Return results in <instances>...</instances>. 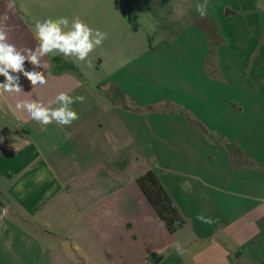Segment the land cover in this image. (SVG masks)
<instances>
[{
  "label": "crops",
  "instance_id": "crops-1",
  "mask_svg": "<svg viewBox=\"0 0 264 264\" xmlns=\"http://www.w3.org/2000/svg\"><path fill=\"white\" fill-rule=\"evenodd\" d=\"M51 1L0 0L9 42L34 49L37 21L67 17ZM192 1L160 55L97 84L100 102L62 54L41 58L46 85L21 75L24 92L0 96V264H264V0H208L203 18ZM60 92L86 98L71 126L15 108ZM148 172L185 221L175 233L137 184Z\"/></svg>",
  "mask_w": 264,
  "mask_h": 264
},
{
  "label": "rangeland",
  "instance_id": "rangeland-1",
  "mask_svg": "<svg viewBox=\"0 0 264 264\" xmlns=\"http://www.w3.org/2000/svg\"><path fill=\"white\" fill-rule=\"evenodd\" d=\"M51 3L56 13L66 4L70 23L78 16L93 29L107 34V38L85 61L74 56L73 62L67 60V68L84 75L85 88L93 96L91 101L99 102L100 99L94 95L97 84L105 81L107 89L106 86L110 85L107 80L112 73L124 69L129 61H135L158 44L161 47L153 54L160 55L165 43L176 37L177 29L169 33L167 27L181 26L177 21L180 15L189 21L194 8L192 0H52ZM203 23L209 26L207 22ZM71 65L76 68L68 67ZM146 73L150 75L149 71Z\"/></svg>",
  "mask_w": 264,
  "mask_h": 264
},
{
  "label": "clouds",
  "instance_id": "clouds-1",
  "mask_svg": "<svg viewBox=\"0 0 264 264\" xmlns=\"http://www.w3.org/2000/svg\"><path fill=\"white\" fill-rule=\"evenodd\" d=\"M14 6V0H9L8 7ZM196 10L201 18L205 17L208 13V0L197 3ZM3 19L7 21L8 16L5 15ZM33 33L38 45L34 49H18L9 42L5 28L0 27V76L4 77V81L0 82V96L24 92L20 84L21 75L33 87L46 85L48 80L45 73L37 70L38 66L44 68L41 64L42 57L49 54H62L65 57L74 56L79 61H85L90 53L107 38L106 33L93 29L78 16L74 17L71 23L67 17H49L43 21H37ZM26 61L33 66L31 71L25 69ZM85 99L84 96L72 97L65 92H60L54 101L50 102L57 105L54 108L37 100H17L15 108L26 111L33 121L45 127L53 122L60 126H71L79 119V114L72 109L71 105L77 102L83 103ZM197 219L208 224L215 222L203 214H199ZM173 247L178 252H182L179 242H176Z\"/></svg>",
  "mask_w": 264,
  "mask_h": 264
},
{
  "label": "trees",
  "instance_id": "trees-1",
  "mask_svg": "<svg viewBox=\"0 0 264 264\" xmlns=\"http://www.w3.org/2000/svg\"><path fill=\"white\" fill-rule=\"evenodd\" d=\"M65 64L67 65V63ZM68 67L76 68L72 65ZM137 184L169 233H175L179 227L185 224L178 208L154 172H148L140 177Z\"/></svg>",
  "mask_w": 264,
  "mask_h": 264
}]
</instances>
